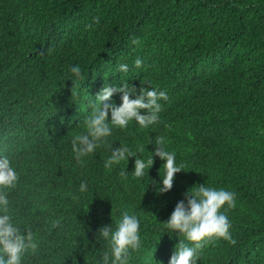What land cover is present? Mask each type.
Instances as JSON below:
<instances>
[{
	"label": "trees",
	"instance_id": "16d2710c",
	"mask_svg": "<svg viewBox=\"0 0 264 264\" xmlns=\"http://www.w3.org/2000/svg\"><path fill=\"white\" fill-rule=\"evenodd\" d=\"M54 52L67 75L63 81L49 74ZM122 63L128 73L117 71ZM76 65L80 79L70 72ZM122 81L166 92L158 122L113 128L107 143L77 163L68 144L85 131L83 120L100 89L122 87ZM121 95L112 97L117 106ZM5 104L22 111L0 125L11 134L0 157L9 158L19 177L15 188L4 190L8 214L37 244L21 264H48L43 252L70 237L86 257L83 264H102L107 242L98 230L115 228L124 212L140 221L141 246L128 264H169L180 240L190 242L165 233L164 223L189 189L205 184L235 193L236 207L222 211L236 244L214 240L197 264H264V0H0ZM70 118L81 125L58 135ZM42 123L55 130L41 136ZM157 136L185 170L159 195L165 161L154 156L143 178L133 174L136 155L147 161ZM121 145L134 156L105 168L110 148ZM43 208L45 222L33 215Z\"/></svg>",
	"mask_w": 264,
	"mask_h": 264
},
{
	"label": "clouds",
	"instance_id": "9594fccd",
	"mask_svg": "<svg viewBox=\"0 0 264 264\" xmlns=\"http://www.w3.org/2000/svg\"><path fill=\"white\" fill-rule=\"evenodd\" d=\"M94 22L99 23V17L94 18ZM133 43H137V41H133ZM141 65L140 59L134 61L135 68H140ZM129 70V65L126 63L120 64L117 69L120 73H128ZM49 71L52 76H58L59 81H63L67 77L65 72L59 70V59L55 52ZM70 72L76 79L82 78V71L78 65L71 67ZM71 80L74 82L71 90L73 100V97L78 93L75 90V79ZM122 84V87L105 84L95 95L90 113L83 120L85 131L77 134L72 139V144H68L72 145L77 163L82 164L85 157L94 154L98 147L107 143L113 128L126 129L131 121H135L141 128H147L158 122L159 113L162 111L160 101L168 100L166 92L151 88L147 82L141 84L149 85L150 89L141 87L137 90L125 81H122ZM114 93L122 94L119 106L112 100ZM17 110L15 104L0 105V125L8 124L18 117L22 111ZM11 111L16 112L8 119ZM76 123L81 125V120L70 118L61 131L42 123L40 133L42 136L47 130H55L58 135H61L65 133V129L71 128ZM10 135H6L5 130H0V146L7 144ZM154 144L155 151L151 152L147 161L136 155L133 174L136 178H143L145 169L149 170L153 166L154 156L165 161L161 167L162 176L160 175L161 169L159 170L162 187L159 184L156 186V193L159 195L169 192L173 188L175 175L185 170L182 164H176L175 153L167 150L164 137H155ZM110 153L108 159L104 161L105 168H111L124 160L128 162V158L134 156L124 145L114 150L111 147ZM46 156L49 157L48 154ZM125 174V172H121L122 176ZM18 178V173L11 165L9 158L7 156L0 157V264H21L23 256L29 250L34 252L37 248L33 233L30 230L22 232L13 222V217L8 214L10 201L4 190L15 188ZM151 183L156 182L152 181ZM86 190V183H81L80 191ZM185 200L176 204L174 211L164 224L167 228L165 233L183 236L190 242V245L179 239L180 242L175 246L169 264H197L203 249L214 240L223 239L233 245L236 244V240L230 234L229 218L225 211H222V209L230 210L236 207L235 193L208 187L206 184L195 185L185 193ZM139 230L138 217L127 212L122 213V218L116 223L115 228L113 226L101 227L98 230V238L107 242V249L102 254V264H128L130 252L138 251L141 246ZM52 244L53 248L43 252L45 257L49 256L48 264L86 263V257L81 255L79 249H74L77 248V244L72 237L65 240L56 239Z\"/></svg>",
	"mask_w": 264,
	"mask_h": 264
},
{
	"label": "bare ground",
	"instance_id": "6f19581e",
	"mask_svg": "<svg viewBox=\"0 0 264 264\" xmlns=\"http://www.w3.org/2000/svg\"><path fill=\"white\" fill-rule=\"evenodd\" d=\"M33 215L44 222L48 219V214L45 211V208L38 210Z\"/></svg>",
	"mask_w": 264,
	"mask_h": 264
}]
</instances>
